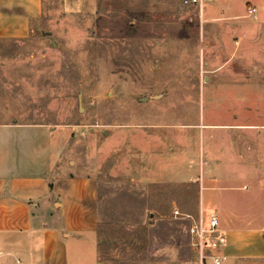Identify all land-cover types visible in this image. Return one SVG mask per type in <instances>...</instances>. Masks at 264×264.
Wrapping results in <instances>:
<instances>
[{
  "label": "rangeland",
  "instance_id": "374dc122",
  "mask_svg": "<svg viewBox=\"0 0 264 264\" xmlns=\"http://www.w3.org/2000/svg\"><path fill=\"white\" fill-rule=\"evenodd\" d=\"M42 3L0 39V115L73 125L62 170L98 178L102 221L71 264H197L201 213L264 232V0Z\"/></svg>",
  "mask_w": 264,
  "mask_h": 264
},
{
  "label": "crops",
  "instance_id": "0c3cea01",
  "mask_svg": "<svg viewBox=\"0 0 264 264\" xmlns=\"http://www.w3.org/2000/svg\"><path fill=\"white\" fill-rule=\"evenodd\" d=\"M42 14V0H0V39L29 37ZM73 133V125L0 115V264H71L69 241L96 244L102 221L100 182L93 175L62 170ZM171 159L167 174L175 178L177 159ZM227 171H220V176ZM223 224L225 217L220 219ZM222 226L224 232L227 226ZM235 229L231 237L226 233V257H234L238 263L263 260V230Z\"/></svg>",
  "mask_w": 264,
  "mask_h": 264
},
{
  "label": "built area",
  "instance_id": "2783aa9c",
  "mask_svg": "<svg viewBox=\"0 0 264 264\" xmlns=\"http://www.w3.org/2000/svg\"><path fill=\"white\" fill-rule=\"evenodd\" d=\"M214 0H184L186 5H196L203 11L205 3ZM255 8L249 7L248 12L252 14ZM191 236L195 240L197 249V264H208L211 259L213 264H224L226 255L224 253L228 244L227 235L221 230L220 217L213 212L206 223L203 214L190 229Z\"/></svg>",
  "mask_w": 264,
  "mask_h": 264
}]
</instances>
